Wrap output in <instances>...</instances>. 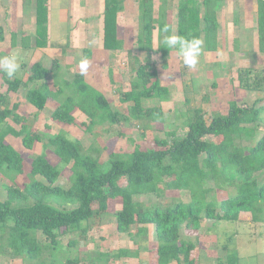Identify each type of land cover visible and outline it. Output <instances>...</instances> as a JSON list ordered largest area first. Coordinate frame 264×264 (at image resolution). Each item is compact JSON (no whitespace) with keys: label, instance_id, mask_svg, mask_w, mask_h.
Listing matches in <instances>:
<instances>
[{"label":"trees","instance_id":"trees-1","mask_svg":"<svg viewBox=\"0 0 264 264\" xmlns=\"http://www.w3.org/2000/svg\"><path fill=\"white\" fill-rule=\"evenodd\" d=\"M28 0H23L25 4ZM221 0H177L176 35L187 39L198 38L208 49L214 42V32L218 23L211 5ZM170 0H159L158 18L153 17V0H136L138 33L136 49L145 54L144 62L134 68L131 89L121 95V103H130L128 111L133 117H154L159 109L144 110L142 102L163 99L167 88L162 87L150 55L158 52L165 59L170 48L164 37L171 35L168 21ZM260 10L257 15L259 38L264 37V0H257ZM35 48L47 45L46 0H33ZM124 0H104L102 11V49L114 53L123 49L119 38L117 14L123 8ZM171 15V14H170ZM167 26L169 31L163 29ZM157 30L159 45L152 47V32ZM1 32V31H0ZM2 37L0 35V41ZM14 38L11 37V44ZM26 48V46H25ZM85 57L90 51L82 50ZM166 65L163 64V67ZM58 60L51 67L44 68L39 61L34 62L27 77L22 80L6 79L7 90L16 92L20 86L26 88L24 98L37 111H42L51 100L59 99L61 89L51 90L47 86L29 89L28 85L44 80L57 70ZM264 72V67L262 73ZM239 87L250 92L264 93V77L251 75L244 70L238 77ZM28 88V89H27ZM69 91L50 114L53 122L71 125L75 123L72 111L76 108L89 120L86 130L104 123L115 124L125 119L113 111L105 96L91 88L76 74L72 82H63ZM3 98V97H0ZM0 110V124L7 117L20 125L14 130L9 125L0 128V176L9 182L5 187V198L0 200V256L4 250L15 256H26L28 260H38L42 252H51L58 242L68 234L76 233L78 238L88 233L87 224L112 213L115 228L120 234L144 233L151 227L154 247L149 248L156 264H194L190 258L195 244L180 237L181 231H198L201 220L214 222L237 221L241 213H249L253 223L264 226V184L257 185L255 174L264 171V132L255 137L256 126L263 125L264 104L256 107L230 101L225 114L219 113L205 119L200 108L184 122V134L179 137L174 132L167 133L170 139H154L156 148L142 150L135 147L126 155L108 152L105 160L98 156L99 149L90 155L79 140L69 139L58 132L49 137L46 144L59 160V165L51 164L44 153L29 158L16 152L5 141L7 135L20 137L23 148L31 150L35 142L41 140L35 130L29 129L14 111ZM248 139V147L236 144V139ZM104 150V148H102ZM28 162L27 181L17 185L16 178L25 173ZM69 169V185L57 184L62 167ZM212 182L213 189L206 187ZM229 188L230 190H227ZM226 193L216 200V191ZM188 193V201H175L166 206H144L137 199L142 196H161L164 192ZM218 192V191H217ZM118 204L117 210H110ZM67 206H72L67 209ZM40 233L47 243L37 241ZM75 241L67 244L74 246ZM125 255L126 251H120ZM235 250L227 253L224 262L218 264H240ZM78 259L66 260L64 264H78Z\"/></svg>","mask_w":264,"mask_h":264},{"label":"rangeland","instance_id":"rangeland-1","mask_svg":"<svg viewBox=\"0 0 264 264\" xmlns=\"http://www.w3.org/2000/svg\"><path fill=\"white\" fill-rule=\"evenodd\" d=\"M256 1L221 0L210 6L218 26L213 33V44L208 49L202 48L195 68H186L176 50L172 48H170L171 50L165 59H162L158 52L150 55L160 85L168 90L163 99H151L142 102L141 106L144 110L159 109V112L155 113L152 118L131 116L128 111L131 102L123 104L119 101L121 95L131 89V83L135 76L134 68L139 63H143L145 58V54L138 51L135 44L138 33L136 0H128L124 5H129V11L120 13L118 35L124 45L121 51L114 53H107L101 47L100 24L95 26L97 31L95 30L96 35L93 36L92 48L86 47L84 40L83 44L75 42L77 45L81 44L79 46L81 50L72 48L74 43L68 39L69 35H67L63 38L64 41L58 43V46L48 47V50L40 51L33 45V27L27 28L31 32L30 40L24 36L21 37V34L20 37L14 34L10 37L6 36L3 46L0 45V56L15 54L21 68L12 78L0 72V97H3L0 98V110L5 107L10 109L14 104L18 105L14 113L23 119L29 129L38 132L41 140L35 142L31 150L23 148L20 137L7 135L5 141L16 152L27 157V161L29 158L44 153L51 164L59 165V160L51 152L46 140L60 132L67 135L69 139L79 140L92 156H96L93 149H99L98 156L105 160L108 152L126 155L135 147L142 150L154 149L156 147L153 140L157 138L170 139V136L167 135L170 132L181 137L185 131L184 122L196 108L202 109L205 119L208 121L212 114H225L230 101L256 107L264 104L263 92L246 91L239 87L238 83V77L244 70L251 71L252 76L256 73L264 77V72L262 73L264 37L259 38L257 15L260 10ZM67 3L70 4L69 0ZM22 5L23 9L28 7L29 0L25 4L22 0ZM176 6L177 0H170L168 8H166L170 12L167 19L171 22V34H175L176 31ZM15 8L17 11L19 7ZM0 12V25H3V30H7V33L8 31L19 30L18 25L7 24L9 17L4 8ZM53 12L52 9L50 18L51 38L56 35L53 28L57 25V21L54 24ZM55 14H57V10H55ZM158 15L159 0H153V17L157 19ZM233 19H236L238 25L244 20L242 26L247 25V32L242 30L239 33V28H233L236 25ZM59 28L60 30L64 29L62 32L66 33L68 26L67 24L66 26L60 25ZM3 30L0 32L1 37L4 33ZM28 30L23 29V32ZM11 37L14 38L13 45L18 50L20 49L19 51H15L16 49L13 48L10 50L13 47V45L10 46ZM158 45V32L154 30L152 32L153 49L157 50ZM85 49L90 51L88 58L82 53V50ZM54 59L58 60L59 68L49 73L44 80L29 84V89L47 86L53 91L58 88L62 90V93L57 100L64 99L69 95V91L63 88V82L70 83L76 74L81 75L79 62L87 59L89 67L87 72L82 75L83 81L94 90L102 93L111 109L125 119L112 125L104 123L100 126H94L87 131L86 127L89 120L78 109L75 108L72 111L74 124H59L50 118V114L58 105L57 100L50 99L42 111H37L24 98L26 88L20 86L16 92L7 90L6 79L20 78L24 80L34 62L39 61L44 68L49 69ZM163 64L166 66L163 67ZM260 119H264V112L260 114ZM5 125H9L14 130H18L20 127L11 117H7L4 124H0V128L2 129ZM263 132V125L256 126L255 137L261 136ZM236 144L248 147L250 142L248 139L242 138L236 139ZM28 169V162H25V173L16 178L18 186H22L27 181ZM69 175L68 166L62 167L57 184L67 187ZM255 180L258 186L263 185L264 171L256 173ZM6 185H9V182L0 176V200L5 198ZM213 186L212 182L206 185L211 189ZM227 190L230 189L227 188ZM217 191L216 200L226 193L221 190ZM188 198V193L182 191L178 193L164 192L161 196L147 195L137 200L149 207L153 205L166 206L175 201L187 202ZM66 208L71 209L72 206ZM119 208L118 204H114L110 210L114 211ZM87 227L89 230L85 236L80 239L76 233L64 236L59 240L57 247L51 252L47 250L42 252L36 261H30L26 256H15L6 249L0 256V264H64L66 260L73 261L75 259H78V264H156L154 255L149 252V248H153L155 244L150 226L139 235L134 234L136 231L134 227L130 228V235L120 234L116 231L113 214L109 213L91 221ZM180 237L195 244V249L190 254L194 264L224 262L227 253L233 250L237 252L240 264H264V226L261 223H253L249 213H241L237 221L218 223L202 219L198 231H181ZM36 238L40 243H47L39 232L36 233ZM72 241H75V245L67 247V244ZM120 251H126V254L122 255Z\"/></svg>","mask_w":264,"mask_h":264},{"label":"crops","instance_id":"crops-1","mask_svg":"<svg viewBox=\"0 0 264 264\" xmlns=\"http://www.w3.org/2000/svg\"><path fill=\"white\" fill-rule=\"evenodd\" d=\"M0 0V10L3 8L5 9V12L8 13L9 20H7V24L12 25H18L19 30L17 31H8L3 30V25H0V31L3 30V36L2 40L0 42V45L3 46V42L6 39V36L10 37L12 34L15 36L25 37L26 39L30 40L31 32L27 28L34 29V3L32 0H29V6L23 9L22 0H5L4 2H1ZM128 0H124L123 8L122 10L117 14V26L119 27L118 19L120 18V13H124L126 11H129L128 4L125 6L124 4ZM242 2V0H237ZM68 0H46V10H47V22H46V35H47V45L43 48H37L40 51L48 50V47L52 46H58V43L64 41L63 38H65L67 35L68 39L73 42L72 48H78L81 44L86 45V47H93L91 44L94 42V34L96 35V28L98 24H100V34H101V40H102V11H103V5L104 0H69L70 4L67 3ZM18 4V5H17ZM19 7L17 11L15 7ZM241 6V4H240ZM127 8V9H126ZM52 9L54 10V24L57 25L53 28V31L56 33L55 36H52L50 34V18H51V12ZM26 10V11H25ZM55 10H57V14H55ZM26 14V15H25ZM1 15V12H0ZM232 15V14H231ZM233 22L235 27L233 28L238 29L239 33L241 31L247 32V25L242 26L244 23V20L241 21V23L238 25L236 19H233ZM3 24V23H1ZM68 26V29L65 32H62L60 30L59 26ZM250 27V25H248ZM26 27V28H24ZM24 30H28L27 32ZM21 30V31H20ZM96 30V31H95ZM19 36V37H20ZM28 36V37H26ZM100 40V42H101ZM9 41V39H8ZM75 42H81V44H76ZM82 47V46H81ZM102 47V45H101ZM9 48V46H8ZM16 49L15 51H19L15 45L10 48ZM84 48V47H82ZM22 50V49H21ZM81 50V48L79 49Z\"/></svg>","mask_w":264,"mask_h":264},{"label":"clouds","instance_id":"clouds-1","mask_svg":"<svg viewBox=\"0 0 264 264\" xmlns=\"http://www.w3.org/2000/svg\"><path fill=\"white\" fill-rule=\"evenodd\" d=\"M165 33L169 31L167 26L163 29ZM163 43L172 49H175L178 57L182 60L186 68H195L202 52L203 42L198 38L187 39L183 36L171 34L164 37ZM89 61L83 59L79 62L81 75L87 72ZM21 64L15 54L0 56V72L7 77L12 78L20 70Z\"/></svg>","mask_w":264,"mask_h":264}]
</instances>
